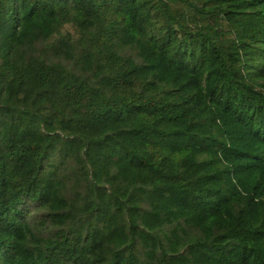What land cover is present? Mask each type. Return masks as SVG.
<instances>
[{"label": "trees", "instance_id": "1", "mask_svg": "<svg viewBox=\"0 0 264 264\" xmlns=\"http://www.w3.org/2000/svg\"><path fill=\"white\" fill-rule=\"evenodd\" d=\"M0 264H264V0H0Z\"/></svg>", "mask_w": 264, "mask_h": 264}]
</instances>
